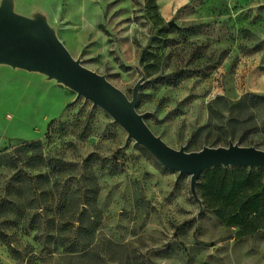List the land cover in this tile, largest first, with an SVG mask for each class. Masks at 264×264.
Returning a JSON list of instances; mask_svg holds the SVG:
<instances>
[{
    "label": "rangeland",
    "instance_id": "rangeland-1",
    "mask_svg": "<svg viewBox=\"0 0 264 264\" xmlns=\"http://www.w3.org/2000/svg\"><path fill=\"white\" fill-rule=\"evenodd\" d=\"M0 6L44 23L129 99L136 87V111L169 146L264 150V0ZM0 153V264H264V230L241 237L189 174L46 74L0 63Z\"/></svg>",
    "mask_w": 264,
    "mask_h": 264
},
{
    "label": "water",
    "instance_id": "water-1",
    "mask_svg": "<svg viewBox=\"0 0 264 264\" xmlns=\"http://www.w3.org/2000/svg\"><path fill=\"white\" fill-rule=\"evenodd\" d=\"M0 63L46 74L101 107L127 131L128 138L143 145L163 165L189 174L190 190L198 201L196 183L204 170L215 166L264 168V150L253 146L229 143L196 151L169 146L136 111V87L129 99L104 76L73 58L44 23L17 16L6 6H0Z\"/></svg>",
    "mask_w": 264,
    "mask_h": 264
},
{
    "label": "trees",
    "instance_id": "trees-1",
    "mask_svg": "<svg viewBox=\"0 0 264 264\" xmlns=\"http://www.w3.org/2000/svg\"><path fill=\"white\" fill-rule=\"evenodd\" d=\"M5 158L6 155L0 153V165ZM7 165L16 168L14 161H8ZM12 179L16 180L15 174ZM196 190L204 207L214 212L223 224L238 226L241 237L264 230V168H208L197 180Z\"/></svg>",
    "mask_w": 264,
    "mask_h": 264
},
{
    "label": "crops",
    "instance_id": "crops-1",
    "mask_svg": "<svg viewBox=\"0 0 264 264\" xmlns=\"http://www.w3.org/2000/svg\"><path fill=\"white\" fill-rule=\"evenodd\" d=\"M247 76H248L247 77L248 78V80H247L248 88L247 89H252V87H253L252 83L254 82V79L256 78V76L253 73H249V74H247ZM257 79H258L259 83H257L255 80V84L257 83L261 87L260 89H262V87L264 88V73L259 72V75H257Z\"/></svg>",
    "mask_w": 264,
    "mask_h": 264
}]
</instances>
